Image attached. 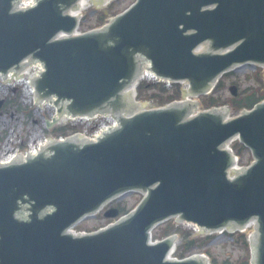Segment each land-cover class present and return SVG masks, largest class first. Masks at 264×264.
<instances>
[{"label": "water", "instance_id": "water-1", "mask_svg": "<svg viewBox=\"0 0 264 264\" xmlns=\"http://www.w3.org/2000/svg\"><path fill=\"white\" fill-rule=\"evenodd\" d=\"M35 1L18 11L19 0H0L2 76L17 73L26 58L41 61L44 72L32 81L36 102L53 97L57 114L72 117L109 112L118 125L95 142L70 137L0 164V264H209L201 255L168 259L175 235L148 244L150 230L170 218L202 234L243 230L254 219L251 264H264V101L232 119L227 107L190 117L195 102L121 115L137 105L124 90L145 61L157 77L187 81L194 97L240 65H264V0H136L78 36V19L66 14L78 0ZM114 1L107 7L83 0V18ZM201 44L205 50L195 53ZM232 138L253 162L229 178L235 160L223 146ZM132 191L142 200L113 225L82 236L66 232ZM117 215L114 208L104 213Z\"/></svg>", "mask_w": 264, "mask_h": 264}, {"label": "rangeland", "instance_id": "rangeland-1", "mask_svg": "<svg viewBox=\"0 0 264 264\" xmlns=\"http://www.w3.org/2000/svg\"><path fill=\"white\" fill-rule=\"evenodd\" d=\"M134 0H116L114 1V7L112 11L119 12L127 8ZM106 9L86 12L88 18H83V30L94 27L98 23V17L101 11H107ZM107 16L110 14L107 12ZM221 81L223 83V88L220 92H214V97L219 101L223 102V104H228L231 98V94L229 92V86L234 85L237 87L238 93L244 94L245 92H251L252 89H258L261 87L262 82H264V70L259 68H254L251 66H246L235 71L229 72L225 74ZM156 91L153 90H144L143 98H138L140 103H151L157 102L156 100L150 99V95L152 93H158L160 96H163L165 99L168 96H173L177 98L179 87L175 86H166L165 91L160 90L158 87H155ZM202 98L198 100L201 101ZM161 103V102H160ZM160 104L157 103V107ZM203 107V106H202ZM201 107V108H202ZM232 111V110H231ZM237 113V112H236ZM235 111H232L233 116L236 114ZM13 115V116H12ZM50 111L47 109H38L33 110V120L28 121L23 114L16 112L13 108L10 109L9 117H6L3 122H0V135L5 137V141L3 144H0V158L1 156H5L13 149H15L19 144L25 141L26 145L28 144L29 135H34L36 132L37 137L40 139L43 137L44 129H45V121L50 118ZM12 117V118H11ZM85 123L75 125L78 129H82ZM32 135V137H33ZM46 136V135H45ZM37 140V139H36ZM250 155L248 151L241 152L240 154V166H245L250 162ZM141 196L139 194H133L131 197L127 199V195L119 198L118 200L112 202L110 206H120L125 207V209L133 208L137 202L140 200ZM109 221L101 216L100 218L77 225L76 231H92L97 227L104 226ZM169 224V225H167ZM174 222L169 221L160 225L159 227L154 229V237L157 240H160L163 236H165L164 230L169 226L168 234L174 233V231L178 232V239H182L181 244L183 243V238L179 234L181 232L192 231L193 236H204L200 233L194 231L192 226H188L185 224H181L180 226H173ZM249 230L245 233L247 236ZM203 239V237H202ZM205 240V239H204ZM196 248H194L193 252L198 254H203L208 257V259L214 260V264H223L225 261H228L230 264H242L245 260L248 261L249 258V250L248 247L242 243V240L238 233L235 234H227V233H216L213 234L212 237L204 243L201 241L198 242Z\"/></svg>", "mask_w": 264, "mask_h": 264}, {"label": "trees", "instance_id": "trees-1", "mask_svg": "<svg viewBox=\"0 0 264 264\" xmlns=\"http://www.w3.org/2000/svg\"><path fill=\"white\" fill-rule=\"evenodd\" d=\"M113 7L110 6L108 8V13L110 15H114L115 12L112 11ZM105 15L103 12H100L99 17H98V22L100 23L99 25H101L104 21H105ZM150 86H148L145 83H141L138 88H137V95L138 97L143 93L144 90H149ZM223 88V83L219 82L217 84V86L214 89V92H220L221 89ZM162 90V88L160 89ZM163 91V90H162ZM178 93V92H177ZM150 97L152 98H157L160 100L161 103H167L169 101L174 100L175 98L173 96H168L167 99H165L163 96H160L157 93H152L150 95ZM264 99V82L262 83V86L258 89H252L251 92H248L246 94H244L242 97H236V98H231L229 100V104L231 106V108L235 111L240 110L242 108H246L249 109L251 108L255 103L261 101ZM221 103V101H219L218 99H216L214 96H210L207 97L205 99L202 100L201 104L203 107H211V106H218ZM66 128L65 127H60L57 129L53 130V134L55 132H61V133H65ZM235 149H236V153L239 155L241 154V152L244 150V148L242 146H240L239 144H235ZM121 211L123 213L126 212V210H124L123 208H121ZM169 225V224H168ZM169 226L166 227V229L164 230L165 235L168 234L169 232ZM182 238H183V243L181 244V246H179V248H177V256L179 258H182L183 256H185V254H187L188 252H191L194 248H196L197 245H199L198 241H201V243H204L205 240H209L211 236L205 237L204 239H198V238H192L191 237V233L189 231L187 232H181L179 233ZM242 243L247 246L246 243V239L244 235L240 236ZM212 263L214 264V260H212ZM223 264H230L228 261H225ZM242 264H248V261L245 260L244 262H242Z\"/></svg>", "mask_w": 264, "mask_h": 264}, {"label": "bare ground", "instance_id": "bare-ground-1", "mask_svg": "<svg viewBox=\"0 0 264 264\" xmlns=\"http://www.w3.org/2000/svg\"><path fill=\"white\" fill-rule=\"evenodd\" d=\"M10 158L11 156H7L5 159H3V161H9Z\"/></svg>", "mask_w": 264, "mask_h": 264}]
</instances>
